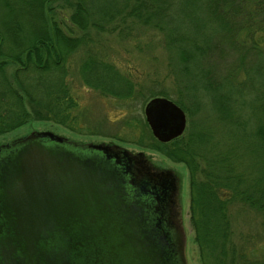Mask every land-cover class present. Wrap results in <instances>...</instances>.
I'll return each mask as SVG.
<instances>
[{"label": "trees", "instance_id": "obj_1", "mask_svg": "<svg viewBox=\"0 0 264 264\" xmlns=\"http://www.w3.org/2000/svg\"><path fill=\"white\" fill-rule=\"evenodd\" d=\"M56 1L0 0V136L35 120L79 126L69 80L76 51L85 52L82 87L133 98L138 84L98 54L91 33H157L172 85L157 93L184 110L189 127L166 144L151 139L189 171L201 264H264L263 248L253 258L257 248L234 240L231 210L251 209L264 230V0H64L80 36L55 21Z\"/></svg>", "mask_w": 264, "mask_h": 264}, {"label": "water", "instance_id": "obj_2", "mask_svg": "<svg viewBox=\"0 0 264 264\" xmlns=\"http://www.w3.org/2000/svg\"><path fill=\"white\" fill-rule=\"evenodd\" d=\"M144 108L154 138L187 127L171 99ZM175 173L122 146L49 131L0 146V264H187Z\"/></svg>", "mask_w": 264, "mask_h": 264}, {"label": "rangeland", "instance_id": "obj_3", "mask_svg": "<svg viewBox=\"0 0 264 264\" xmlns=\"http://www.w3.org/2000/svg\"><path fill=\"white\" fill-rule=\"evenodd\" d=\"M52 5L54 19L66 33L70 31L72 36L83 34L69 22L70 9L64 0H57ZM91 35L96 40L99 39L103 47L95 44L99 51L98 54L113 63L120 73L127 74L129 72L134 83L138 84L137 92L133 98L123 102L120 99L110 98V96H100L98 92L90 90L88 87H82L76 70L85 52L76 51L69 59L72 69L69 80L76 87L74 94L78 95L82 108L79 115V126L72 131L70 128L52 121L35 120L15 128L10 133H4L3 136H0V146L36 131H49L74 142L107 145L112 143L134 152V154L143 152L150 163L175 173L180 189L178 199L182 210L183 227L186 231V262H188L187 264H201L199 248L194 241V232L190 222L191 178L189 171L185 164L172 160L166 154L164 147L160 149L159 144L154 143L156 138L150 131L144 115V108L148 101L161 96L157 93L160 89L170 91L172 88L171 81L165 77L167 76V61L166 54L160 47L161 37L149 30L131 40H122L118 38L117 34L112 36L105 33L100 34L99 38L95 31ZM201 116V114L194 116L195 121H199ZM186 120L187 127H189L187 115ZM151 138H154V141ZM151 144L153 145L150 146ZM231 210L234 218L232 220L234 240L238 245L242 244L248 249L257 248V254L252 253L251 256L253 258L259 256L261 249H264V230L261 217L241 205L235 206Z\"/></svg>", "mask_w": 264, "mask_h": 264}, {"label": "flooded vegetation", "instance_id": "obj_4", "mask_svg": "<svg viewBox=\"0 0 264 264\" xmlns=\"http://www.w3.org/2000/svg\"><path fill=\"white\" fill-rule=\"evenodd\" d=\"M72 142H74V141H72ZM77 144L78 143H81V142H76ZM81 144H88V143H81ZM93 144V143H92ZM100 144V143H99ZM99 144H96V145H99ZM110 144H112V143H110ZM105 145H107V144H105ZM134 153V152H133ZM138 154V153H137ZM151 164H153V163H151ZM153 165H155V164H153ZM155 167L156 168H161V167H159V166H157V165H155ZM161 169H163V168H161Z\"/></svg>", "mask_w": 264, "mask_h": 264}]
</instances>
